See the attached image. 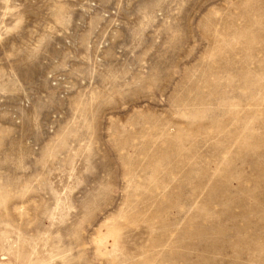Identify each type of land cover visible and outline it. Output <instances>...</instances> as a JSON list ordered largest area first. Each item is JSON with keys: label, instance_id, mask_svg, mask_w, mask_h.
Listing matches in <instances>:
<instances>
[{"label": "rangeland", "instance_id": "1", "mask_svg": "<svg viewBox=\"0 0 264 264\" xmlns=\"http://www.w3.org/2000/svg\"><path fill=\"white\" fill-rule=\"evenodd\" d=\"M0 264H264V0H0Z\"/></svg>", "mask_w": 264, "mask_h": 264}]
</instances>
